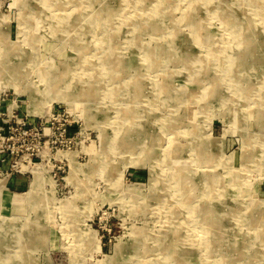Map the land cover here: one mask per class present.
I'll list each match as a JSON object with an SVG mask.
<instances>
[{"label": "rangeland", "instance_id": "1", "mask_svg": "<svg viewBox=\"0 0 264 264\" xmlns=\"http://www.w3.org/2000/svg\"><path fill=\"white\" fill-rule=\"evenodd\" d=\"M260 11L0 0V264H264Z\"/></svg>", "mask_w": 264, "mask_h": 264}, {"label": "bare ground", "instance_id": "2", "mask_svg": "<svg viewBox=\"0 0 264 264\" xmlns=\"http://www.w3.org/2000/svg\"><path fill=\"white\" fill-rule=\"evenodd\" d=\"M42 3H44V4H49V0H42ZM51 3V2H50ZM259 15L260 16H264V13L263 12H259ZM37 27V26H36ZM7 56H9L8 55V53L7 54H2V55H0V59L1 58H6ZM5 61H2V59L0 60V64H2V66L0 67V68H3L4 67V63H6L7 61H8V64H9V58H7V59H4ZM11 62V61H10ZM39 62V61H38ZM6 66V65H5ZM54 66V65H53ZM21 67V66H20ZM6 69V68H5ZM13 70H14V68H12ZM60 69V68H59ZM43 71V70H42ZM62 72V71H61ZM4 73V72H3ZM2 73V74H3ZM63 73V72H62ZM9 74V73H8ZM47 74V73H46ZM43 78V77H42ZM47 78L50 80V78H49V76H47ZM46 78V79H47ZM51 81V80H50ZM52 82V81H51ZM16 87V86H15ZM51 89V88H50ZM51 91V90H50ZM134 93V92H133ZM135 94V93H134ZM126 121H127V119H126ZM123 130V129H122ZM132 135V134H131ZM62 153H60V155H61ZM208 159V158H207ZM180 161V160H179ZM69 164L71 165V169L74 167V166H76L75 165V162H74V160L72 159V157L71 158H69ZM178 165H180V164H178ZM182 165V164H181ZM182 168V167H181ZM180 168V169H181ZM177 169V168H176ZM75 170V169H74ZM177 171H179V170H177ZM182 175V174H181ZM180 179H181V177H180ZM182 179H185V178H182ZM44 181H43V177L40 175V174H35L34 175V179H33V181H32V184H31V186H34V188L36 187H38V188H40V186L42 185V183H43ZM45 183V182H44ZM52 185V184H51ZM37 188V189H38ZM34 191V190H33ZM48 194V193H47ZM64 208H65V206H64ZM256 225V224H255ZM24 227V226H23ZM20 229V228H19ZM26 229V228H25ZM1 230V229H0ZM89 231V230H88ZM2 235V234H1ZM257 235H259V233L257 234ZM91 238V237H90ZM172 240V239H171ZM254 241V240H253ZM260 241V240H259ZM91 242V241H90ZM126 243V242H125ZM262 244V243H261ZM2 245V244H1ZM123 245V244H122ZM99 247V244L97 243V245H96V247ZM122 248V247H121ZM139 264H140V261H139Z\"/></svg>", "mask_w": 264, "mask_h": 264}, {"label": "crops", "instance_id": "3", "mask_svg": "<svg viewBox=\"0 0 264 264\" xmlns=\"http://www.w3.org/2000/svg\"><path fill=\"white\" fill-rule=\"evenodd\" d=\"M17 182H19V183H20L21 181H19V179H17ZM22 187H23V186H22Z\"/></svg>", "mask_w": 264, "mask_h": 264}]
</instances>
